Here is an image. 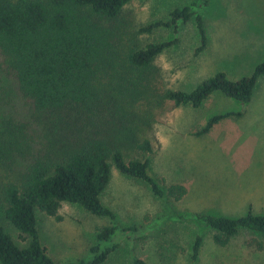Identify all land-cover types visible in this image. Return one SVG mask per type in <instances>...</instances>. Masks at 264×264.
<instances>
[{
    "label": "trees",
    "instance_id": "obj_1",
    "mask_svg": "<svg viewBox=\"0 0 264 264\" xmlns=\"http://www.w3.org/2000/svg\"><path fill=\"white\" fill-rule=\"evenodd\" d=\"M130 1L0 0V80L4 74L11 76L34 104L41 138L25 146L31 156L21 177L0 180L6 184L2 195L5 217L27 240L20 245L0 222V264H103L126 237L139 230L137 225L120 224L102 200L113 166L146 182L158 196L178 201L188 192L185 184L165 185L150 174L149 154L154 148L148 135L166 102L201 107L221 92L247 103L264 76L263 60L251 75L238 80L221 71L191 90L159 86L155 60L178 40L141 46L132 37L129 42L122 14ZM193 4L176 6L168 21H156L140 32L161 25L177 31L180 21L195 17L201 37L197 51H203L208 44L207 30ZM242 114L217 113L195 134L207 133L221 120ZM12 124L16 128L0 130V166L6 176L13 170L11 148L17 142L21 149L18 134L25 127ZM64 202L112 220L96 234L99 242L93 248L97 252L89 260L59 263L42 243L38 210L58 217ZM218 213H195V220L211 232L217 245H228L244 230L264 235V214L251 209L238 217ZM203 243L204 235L197 234L190 264H198ZM246 243L264 249V241L255 237ZM132 263L150 264L138 255H133Z\"/></svg>",
    "mask_w": 264,
    "mask_h": 264
},
{
    "label": "rangeland",
    "instance_id": "obj_2",
    "mask_svg": "<svg viewBox=\"0 0 264 264\" xmlns=\"http://www.w3.org/2000/svg\"><path fill=\"white\" fill-rule=\"evenodd\" d=\"M192 3L194 11L202 14L207 30L208 44L203 51H197L201 37L195 17L180 21L177 31L161 25L140 32L156 21H168L176 6ZM122 27L127 40L131 42L133 37L141 46L177 38V44L155 60L158 85L163 88L191 90L221 71L238 80L251 75L264 60V0H131L124 8ZM33 105L11 76L1 77L0 130L16 128L12 123L25 127L18 134L21 149L17 142L11 148L9 164L13 170L6 176L0 166V180H18L31 156H27L25 146L41 139ZM226 111L243 114L221 120L207 133L195 134L210 117ZM148 136L154 148L149 154L150 174L165 185L185 184L188 192L178 201L158 196L149 184L113 166L102 200L116 213L120 224L137 225L139 230L126 237L103 264H133V255L150 264H190L199 233L204 235V243L198 264H264V249L246 243L250 237L264 241V235L244 230L228 245L220 246L195 220L197 212L238 217L251 209L264 214V76L247 103L221 92L214 93L201 107L166 102ZM5 185L0 184V222L23 246L27 240L5 217ZM37 217L42 243L59 263L92 258L97 252L93 247L99 242L96 234L112 223L109 217L69 202L62 203L58 217L41 210Z\"/></svg>",
    "mask_w": 264,
    "mask_h": 264
}]
</instances>
